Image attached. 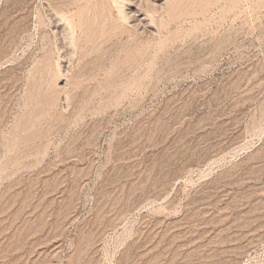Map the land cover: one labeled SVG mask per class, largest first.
I'll return each instance as SVG.
<instances>
[{
    "label": "rangeland",
    "instance_id": "1",
    "mask_svg": "<svg viewBox=\"0 0 264 264\" xmlns=\"http://www.w3.org/2000/svg\"><path fill=\"white\" fill-rule=\"evenodd\" d=\"M0 264H264V0H0Z\"/></svg>",
    "mask_w": 264,
    "mask_h": 264
}]
</instances>
